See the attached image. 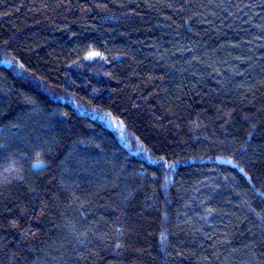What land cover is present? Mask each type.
Returning a JSON list of instances; mask_svg holds the SVG:
<instances>
[{"label": "trees", "instance_id": "1", "mask_svg": "<svg viewBox=\"0 0 264 264\" xmlns=\"http://www.w3.org/2000/svg\"><path fill=\"white\" fill-rule=\"evenodd\" d=\"M0 264H264V0H0Z\"/></svg>", "mask_w": 264, "mask_h": 264}]
</instances>
